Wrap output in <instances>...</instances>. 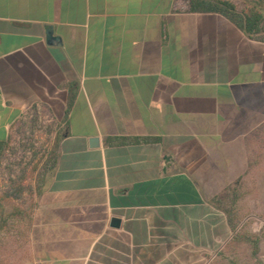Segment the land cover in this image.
<instances>
[{
	"label": "crops",
	"instance_id": "1",
	"mask_svg": "<svg viewBox=\"0 0 264 264\" xmlns=\"http://www.w3.org/2000/svg\"><path fill=\"white\" fill-rule=\"evenodd\" d=\"M189 1L0 0V141L33 110L59 137L37 264H202L233 239L213 201L264 179V41Z\"/></svg>",
	"mask_w": 264,
	"mask_h": 264
},
{
	"label": "rangeland",
	"instance_id": "2",
	"mask_svg": "<svg viewBox=\"0 0 264 264\" xmlns=\"http://www.w3.org/2000/svg\"><path fill=\"white\" fill-rule=\"evenodd\" d=\"M245 1L256 0H235V3ZM57 132L52 120L36 110L25 113L11 129L10 145L0 163V264H37L40 260L36 232L38 189L45 161L55 150ZM263 180L245 179L238 205L244 231L261 240H264V188L259 181ZM202 264H264V254L259 251L256 255L251 243L233 241Z\"/></svg>",
	"mask_w": 264,
	"mask_h": 264
},
{
	"label": "trees",
	"instance_id": "3",
	"mask_svg": "<svg viewBox=\"0 0 264 264\" xmlns=\"http://www.w3.org/2000/svg\"><path fill=\"white\" fill-rule=\"evenodd\" d=\"M188 10L191 12L220 13L235 23L250 38L257 41H264V0L245 1L244 4L228 0H190ZM58 139L55 150L45 161L44 172L42 173V183L38 189L39 196L44 190L46 176L52 173L57 164ZM141 140L149 141L153 139L144 138ZM9 145L10 138L6 141H0V163L4 159ZM242 196L243 195L238 194L237 186L229 187L223 194L217 196L213 202L219 209L223 210L228 215L229 224L234 232V237L228 244L233 241H246L253 245L254 253L257 255L260 251L261 238L249 235L244 231V218L238 206Z\"/></svg>",
	"mask_w": 264,
	"mask_h": 264
}]
</instances>
